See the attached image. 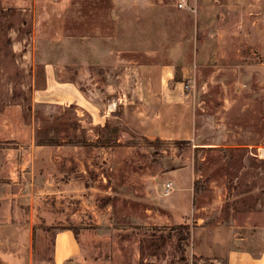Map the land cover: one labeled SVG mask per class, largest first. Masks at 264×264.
<instances>
[{"label": "rangeland", "instance_id": "1", "mask_svg": "<svg viewBox=\"0 0 264 264\" xmlns=\"http://www.w3.org/2000/svg\"><path fill=\"white\" fill-rule=\"evenodd\" d=\"M0 5L32 13L20 70L30 110L0 113V232L28 230L30 264H51L62 229L84 233L91 264H211L218 245L263 250L264 0ZM46 68L106 122L42 103Z\"/></svg>", "mask_w": 264, "mask_h": 264}, {"label": "crops", "instance_id": "2", "mask_svg": "<svg viewBox=\"0 0 264 264\" xmlns=\"http://www.w3.org/2000/svg\"><path fill=\"white\" fill-rule=\"evenodd\" d=\"M44 87L41 91L42 103H55L66 107L75 106L90 116L92 123L106 122V114L99 107L90 104L84 95L70 82H59L53 70L45 69ZM54 99L52 98L53 96ZM35 97V96H34ZM50 98V101H48ZM37 103L38 100H33ZM39 102V101H38ZM67 188L69 187L66 186ZM83 234L75 235L70 229H62L54 232L52 238V262L51 264H91L82 243ZM5 241H1V240ZM19 241V242H18ZM20 247H16V245ZM0 245L11 250L0 248V259L4 264H30L31 242L28 230L22 234L20 231L8 230L0 232ZM2 246V247H3ZM20 248L23 254H14L13 248ZM204 255V254H203ZM208 257L214 260L226 261L225 264H264V248L259 253L246 249L229 250L224 245L215 247L214 255L208 251ZM213 260V261H214Z\"/></svg>", "mask_w": 264, "mask_h": 264}, {"label": "trees", "instance_id": "3", "mask_svg": "<svg viewBox=\"0 0 264 264\" xmlns=\"http://www.w3.org/2000/svg\"><path fill=\"white\" fill-rule=\"evenodd\" d=\"M31 15V9L2 7L0 5V75L2 76L1 73L3 71L8 73L9 70H5L8 66L14 72L13 78L7 82L9 87L7 92L10 101L4 102L5 99L0 101V113L6 107L13 105H20L23 110H30L29 104L28 106L23 104L26 102V98L22 93L23 88H27L30 91V85L26 82L30 78V74L29 76H20V70L28 65L27 62L24 67L22 66L24 57L29 56L27 51L30 49L31 42ZM27 68H24V73L27 72ZM43 144L51 145V141L38 143V145ZM174 144L177 148L181 149L183 142L176 141ZM198 190L199 188L195 183L193 188V202L195 201ZM74 234L76 235V233ZM178 235L179 240L186 238V235H183L182 232ZM193 264L195 263L193 262Z\"/></svg>", "mask_w": 264, "mask_h": 264}, {"label": "built area", "instance_id": "4", "mask_svg": "<svg viewBox=\"0 0 264 264\" xmlns=\"http://www.w3.org/2000/svg\"><path fill=\"white\" fill-rule=\"evenodd\" d=\"M182 6H183V3H179V7H182ZM164 187H165L164 195H168L170 191L172 190V186L171 184H166ZM211 264H225V263H222L220 261H212Z\"/></svg>", "mask_w": 264, "mask_h": 264}]
</instances>
